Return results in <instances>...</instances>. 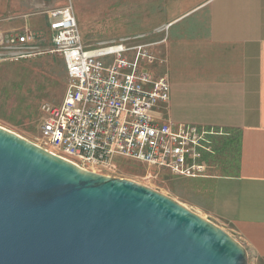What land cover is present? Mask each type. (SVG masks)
Instances as JSON below:
<instances>
[{"label": "water", "instance_id": "obj_1", "mask_svg": "<svg viewBox=\"0 0 264 264\" xmlns=\"http://www.w3.org/2000/svg\"><path fill=\"white\" fill-rule=\"evenodd\" d=\"M0 264H249L230 232L0 126Z\"/></svg>", "mask_w": 264, "mask_h": 264}, {"label": "crops", "instance_id": "obj_2", "mask_svg": "<svg viewBox=\"0 0 264 264\" xmlns=\"http://www.w3.org/2000/svg\"><path fill=\"white\" fill-rule=\"evenodd\" d=\"M162 2L164 15L129 34L155 40V28L170 24L162 66L147 67L171 84L170 100L158 105L155 115L162 122L220 131L224 135L217 141L227 136L237 144V153L206 177L180 178L207 215L230 226L264 264V0ZM46 29L48 22L45 31H37ZM10 31H0V38ZM126 36L85 44L95 48Z\"/></svg>", "mask_w": 264, "mask_h": 264}, {"label": "built area", "instance_id": "obj_3", "mask_svg": "<svg viewBox=\"0 0 264 264\" xmlns=\"http://www.w3.org/2000/svg\"><path fill=\"white\" fill-rule=\"evenodd\" d=\"M44 14L49 17L47 41L45 32L30 26L5 33L0 38V64L45 54L63 58L68 81L63 101L41 105V137L53 153L85 169L112 167L113 158L120 156L177 177L209 174L216 137L224 133L162 122L155 115L157 106L171 96L169 79L147 68L164 62L161 41L139 35L91 48L72 6L49 8Z\"/></svg>", "mask_w": 264, "mask_h": 264}, {"label": "rangeland", "instance_id": "obj_4", "mask_svg": "<svg viewBox=\"0 0 264 264\" xmlns=\"http://www.w3.org/2000/svg\"><path fill=\"white\" fill-rule=\"evenodd\" d=\"M162 1L165 0H0V31L19 30L26 26L45 31L48 22V17L43 16L45 10L70 5L84 41L97 44L132 34L133 31L145 30L149 19L158 20L157 16L160 17L166 12ZM168 24L157 26L152 36L153 39L161 41L158 47L160 58L163 59L165 57L162 47L167 41V30H157ZM49 35L47 31L46 41ZM162 64V61H157L151 65L150 70H159ZM67 83L65 62L57 54L1 63L0 126L52 152L41 137V122L44 118L41 105L60 104L65 96ZM231 140L227 136L216 140L217 157L216 154L214 156L217 160L210 161L214 168L220 160L237 153V144ZM113 161V166L109 168L87 169L111 177L133 180L169 195L233 234L230 226L213 220L195 202L197 199L193 197V190L183 182V178L174 176L168 170L130 158L117 156ZM253 257H249V264H258L257 258Z\"/></svg>", "mask_w": 264, "mask_h": 264}]
</instances>
